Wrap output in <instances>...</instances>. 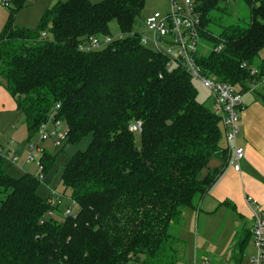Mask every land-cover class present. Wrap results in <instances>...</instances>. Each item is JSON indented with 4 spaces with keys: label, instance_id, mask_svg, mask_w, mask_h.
<instances>
[{
    "label": "trees",
    "instance_id": "16d2710c",
    "mask_svg": "<svg viewBox=\"0 0 264 264\" xmlns=\"http://www.w3.org/2000/svg\"><path fill=\"white\" fill-rule=\"evenodd\" d=\"M34 1L10 7L0 77L29 138L53 115L68 142L88 134L92 141L64 165L61 182L78 206L65 217L69 203L52 205L38 194L36 174L13 177L0 158V264H178L181 240L172 227L199 209L229 161L219 117L198 100L183 68H169L132 32L145 0H58L37 28L17 25L16 13ZM240 1L248 22L227 23L221 0H194L204 41L224 46L199 57L204 73L245 92L264 79V0ZM113 20L120 38L98 51L79 49L89 36L109 35ZM135 120L141 146L129 130ZM213 157L222 166L209 170ZM55 162L44 152L43 172ZM247 241L241 234L238 243Z\"/></svg>",
    "mask_w": 264,
    "mask_h": 264
},
{
    "label": "crops",
    "instance_id": "0c3cea01",
    "mask_svg": "<svg viewBox=\"0 0 264 264\" xmlns=\"http://www.w3.org/2000/svg\"><path fill=\"white\" fill-rule=\"evenodd\" d=\"M260 58L264 62L262 52ZM0 81V116H18L17 113L21 111L15 99L7 91L5 81ZM252 86L253 83L244 92L241 131L236 141L245 150L241 168L239 171L233 169L229 163L233 153H229L228 163L201 201L199 209H188L185 212L183 227L179 235H175L180 240L188 241V252L178 264H251L250 257L255 254L254 206L247 201V197L264 211V79ZM210 100L212 108L211 94ZM20 118L26 128L24 115ZM223 145L227 147L225 139ZM220 166L221 159L213 157L209 170ZM241 234L248 239L243 245L238 243ZM126 264L142 263L131 260Z\"/></svg>",
    "mask_w": 264,
    "mask_h": 264
},
{
    "label": "built area",
    "instance_id": "2783aa9c",
    "mask_svg": "<svg viewBox=\"0 0 264 264\" xmlns=\"http://www.w3.org/2000/svg\"><path fill=\"white\" fill-rule=\"evenodd\" d=\"M15 0H0V6L10 8ZM168 11L161 15L156 13L147 17L144 21L147 33L139 35L140 42L155 51L161 52L167 59L169 68L181 67L190 76L192 81H196L210 91L213 100V112L221 121L224 139L227 143L229 153H233L229 163L235 171H239L240 163L245 155V150L236 144L240 134L241 112L244 110V92L237 89L235 85L219 81L209 77L204 73V69L199 62V57L209 52L221 53L224 46L208 45L202 37L201 19L197 5L194 0H168ZM46 33H43L45 36ZM120 38V37H119ZM115 39L110 35L89 36L79 44V49L86 52L98 51L108 47ZM208 48L203 50V48ZM244 66V64H243ZM251 74L256 73L254 67L250 68ZM255 83H253V86ZM252 86V87H253ZM52 121L54 128L49 130L47 123ZM62 121L55 120L53 115L40 127L41 141L54 138L57 147L61 146L62 141L68 139L67 127L62 130ZM132 133L142 134L143 125L141 120H135L129 125ZM29 160L38 164L36 175L42 180L44 166L41 157L38 161V153L41 151L39 145L31 144ZM0 158L11 163H17L18 158L10 156L8 150L0 147ZM53 191L49 196L52 205L62 202L63 196L55 195ZM55 195V196H54ZM247 201L254 206V246L255 254L250 257L251 264H264V211L260 206L247 197ZM76 203L70 199L69 204L64 209L65 216L74 214L73 206ZM53 215V213H50ZM206 264V263H203Z\"/></svg>",
    "mask_w": 264,
    "mask_h": 264
},
{
    "label": "rangeland",
    "instance_id": "374dc122",
    "mask_svg": "<svg viewBox=\"0 0 264 264\" xmlns=\"http://www.w3.org/2000/svg\"><path fill=\"white\" fill-rule=\"evenodd\" d=\"M58 0H36L30 2L22 7L15 15V23L19 26L26 28H37L41 22V18L45 10L51 7ZM67 1V0H60ZM92 2H101L103 0H90ZM220 6L223 7L227 14L224 17L227 23L234 22H248L250 19L249 7L240 0H221ZM169 8L168 0H145V6L141 15L136 19L133 26V33L138 35L148 34L145 27V19L156 13L164 15ZM10 8L6 6H0V33L3 26L10 14ZM112 38L117 39L121 37L119 26L115 20L110 23V34ZM203 48V47H202ZM207 50L208 48H203ZM262 56L264 57V49L262 50ZM0 79H2L0 77ZM1 82V81H0ZM193 84L198 91V100L202 102L209 109L213 110V104L211 108L210 91L206 89L200 83L193 81ZM240 89L239 86H236ZM14 115H2L0 116V147L8 149L10 156L18 158L17 163H11L6 161V168L8 173L13 177H20L25 172H31L36 174L38 172V164L29 160L31 144L39 145L41 151L38 153V161L42 155V152H47L54 155L55 163L49 168L47 173H44L38 188V194L43 198H48L51 192H55V195H61L62 206L70 202V189H67L61 182V174L64 165L68 162L69 158L79 151H85L92 141V135L88 134L81 141L76 144L68 142V139L62 141L61 146L57 147L52 138H48L45 141H41L40 132H36L31 138H29L28 131L25 126L21 124L22 112H18ZM23 119V118H22ZM49 130L54 128L52 121L47 123ZM62 130H65L66 125L62 123ZM137 146H141V136L137 133L134 134ZM13 141V143L11 142ZM54 195V196H55ZM65 208V207H63ZM78 211V206H73V213ZM62 217H65L64 211L61 213ZM183 223L180 226H173L172 232L179 235V230L182 229ZM187 240L181 239L179 243V251L182 258L188 252Z\"/></svg>",
    "mask_w": 264,
    "mask_h": 264
}]
</instances>
